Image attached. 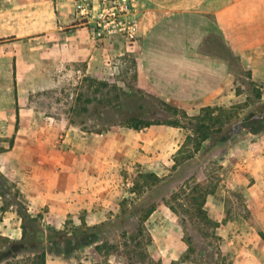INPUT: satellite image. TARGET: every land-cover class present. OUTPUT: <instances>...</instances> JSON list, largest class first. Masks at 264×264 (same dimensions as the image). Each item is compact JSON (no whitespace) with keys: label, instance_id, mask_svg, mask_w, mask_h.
Listing matches in <instances>:
<instances>
[{"label":"rangeland","instance_id":"obj_1","mask_svg":"<svg viewBox=\"0 0 264 264\" xmlns=\"http://www.w3.org/2000/svg\"><path fill=\"white\" fill-rule=\"evenodd\" d=\"M129 1V11L118 13L115 21H121L125 30L121 32L122 25H118L112 33L106 29L99 36L94 22L80 17L75 0H0V108H30L43 117L52 114L65 118L75 131L98 132L111 125L122 127L108 122L118 94L124 107L174 106L184 125L189 121L196 126L205 123L214 130L212 138L198 147L202 133L192 131L193 127H179L184 135L183 154L193 153L200 159L190 168L191 186L200 182L209 191L206 209L220 224L213 227L192 213L185 214L183 220L180 211L164 204L145 221L143 235L133 238L120 231L107 232L108 238L99 241L104 246L101 251L93 244L78 248L68 257L50 253L48 264H264V191L252 188L264 183V132L258 137L242 135L222 141L233 122L264 108V80L254 72L255 67L264 68V61L241 62L230 47L214 40L213 50L226 58L231 68L230 83L222 90L223 95L200 108L166 99L146 83L141 73L144 3ZM94 6L97 19L105 4L95 0ZM52 40L56 44H51ZM172 114L173 119L179 118ZM206 115V122L197 119ZM28 121L32 119H23ZM0 129V191L5 192L4 197L0 195V235L18 239L22 236V220L13 203L20 189L9 172H28L30 150H39L47 157L50 138L62 144L64 126L53 121L48 126L19 123ZM161 163V168L157 163L154 166L161 173L143 162H132L124 168L119 205L104 221L116 219L148 191L146 173L166 176L172 172L174 161ZM180 190L178 187L173 192ZM184 195L181 193L177 201L171 195L168 200L177 206L185 202ZM38 214L43 216L44 227L51 225L44 221L42 212ZM5 221L9 233L2 234ZM104 221L77 224L68 219L64 228L58 229ZM254 221L263 235L252 225Z\"/></svg>","mask_w":264,"mask_h":264},{"label":"crops","instance_id":"obj_2","mask_svg":"<svg viewBox=\"0 0 264 264\" xmlns=\"http://www.w3.org/2000/svg\"><path fill=\"white\" fill-rule=\"evenodd\" d=\"M141 1V73L166 99L200 108L223 95L231 68L228 60L213 50L214 40L230 47L241 62L264 61V0ZM254 70L264 80V68ZM5 109L0 108V126H48L53 121L64 126L62 144L50 138L47 157L30 150L28 172H9L17 179L30 212H42L44 221L57 228H64L68 219L77 224L108 219L111 209L119 205L124 168L143 162L161 173L155 164L161 168V162L174 161L184 142L180 128L167 124L139 130L111 125L98 132H78L57 115L43 117L40 111L21 106ZM252 188L264 191V183ZM7 223L2 234L9 233Z\"/></svg>","mask_w":264,"mask_h":264},{"label":"trees","instance_id":"obj_3","mask_svg":"<svg viewBox=\"0 0 264 264\" xmlns=\"http://www.w3.org/2000/svg\"><path fill=\"white\" fill-rule=\"evenodd\" d=\"M177 112V108L172 105H168L165 109L153 104L149 106L140 104L134 108L124 107L122 97L118 94L113 104L112 116H110L112 119L108 122L136 130L155 124L193 127L192 131L202 133L198 147L205 140L212 138L211 134L214 133V130L210 126L205 123L196 126L191 121L184 125L179 121L181 117ZM172 113H176L179 118L173 119ZM184 115L187 116V113L184 112ZM208 115L211 117L210 113ZM208 115L199 116L197 119L206 122ZM190 138L191 136L187 137V139ZM183 152L184 144L174 156V164L170 174L160 176L152 172L146 173L144 177L147 181L148 191L135 203L125 207L116 219L96 225L76 226L70 229H58L52 225L44 227L43 216L32 214L26 199H21L22 193L18 191L13 204L17 206V213L22 220V236L18 239H12L0 235V264H48L47 256L50 253L63 254L68 257L72 256L78 248L93 244L97 250L101 251L104 246L100 245L99 241L108 238L107 232L120 231L122 235L133 238H136L138 234L143 235L145 221L164 204L169 205L175 212L180 211L183 220H186L185 214L192 213L206 224L213 227L219 226L220 223L212 219L206 209L209 191L203 189V184L200 182L191 186L189 171L192 166L199 163L198 160L200 159L194 157L193 153L186 155ZM188 186L190 188L187 191ZM178 187L181 190L174 193L173 191ZM181 193L185 194L184 203L179 202L176 206L168 200L172 195V198L177 201ZM0 195L4 197L5 192L0 191ZM252 225L258 228L260 234L263 235L255 221L252 222Z\"/></svg>","mask_w":264,"mask_h":264},{"label":"built area","instance_id":"obj_4","mask_svg":"<svg viewBox=\"0 0 264 264\" xmlns=\"http://www.w3.org/2000/svg\"><path fill=\"white\" fill-rule=\"evenodd\" d=\"M94 2L95 0H75V7L80 17L94 22L98 30L97 35L99 36L105 33L106 29L109 33L117 30L118 25L123 24L121 21H118V24H116L117 14L128 12L131 4L129 0H103L105 8L102 9V12L99 13L97 19H95L94 10L96 7L94 6ZM119 30L122 32L125 30V27L122 25ZM128 32L133 36L130 31ZM131 32H133V30H131Z\"/></svg>","mask_w":264,"mask_h":264},{"label":"water","instance_id":"obj_5","mask_svg":"<svg viewBox=\"0 0 264 264\" xmlns=\"http://www.w3.org/2000/svg\"><path fill=\"white\" fill-rule=\"evenodd\" d=\"M264 132V108L254 112L245 119L233 122L228 133L222 137V141H231L236 137L248 135L258 137Z\"/></svg>","mask_w":264,"mask_h":264}]
</instances>
